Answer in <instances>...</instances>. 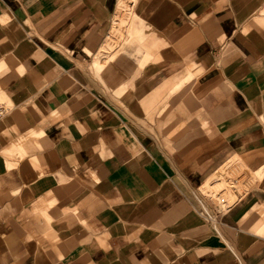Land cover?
Returning <instances> with one entry per match:
<instances>
[{"label": "crops", "instance_id": "obj_1", "mask_svg": "<svg viewBox=\"0 0 264 264\" xmlns=\"http://www.w3.org/2000/svg\"><path fill=\"white\" fill-rule=\"evenodd\" d=\"M130 3L145 39L112 50L122 0H0V264H264V177L208 198L264 163V0Z\"/></svg>", "mask_w": 264, "mask_h": 264}, {"label": "rangeland", "instance_id": "obj_2", "mask_svg": "<svg viewBox=\"0 0 264 264\" xmlns=\"http://www.w3.org/2000/svg\"><path fill=\"white\" fill-rule=\"evenodd\" d=\"M131 1L134 2L136 0H122L121 6L118 7L117 17L110 31V37L107 39L106 43L107 47L111 48L112 50L120 45H133L136 35L138 36L137 39L140 38L142 41H144L145 39L144 37L141 38L139 36L142 31L143 21L141 17L136 13L135 7L131 5ZM140 19L141 21H139ZM10 26L11 24L6 23V21H0L1 56L8 55L6 52L12 49V47L9 46L11 45L12 38V36L10 35L12 33V31H10ZM15 31L16 30H13V32ZM102 57L103 55L100 54L99 59L101 60ZM9 61L10 64L6 63V59L0 63L2 65L0 67V102L4 103L7 107L10 108L9 113L3 119H5L14 111H17L18 106L24 104L22 97H14L16 92L15 83L11 85L14 79V74L20 76L19 74H21V70H19V68L12 69V67L15 66V62L12 61L11 58H9ZM3 119H1L0 121H2ZM24 155L25 152L22 151L21 155L19 153H15L8 158L19 159ZM237 161L244 162L240 158L235 157L227 168L221 170L213 178H220L221 180L215 185L208 186V192H211L208 198L214 199L217 203L219 202L218 208L220 211L222 210V208L224 209V201H229L232 199H234L235 201L238 200L240 196L245 194L250 189V187H252V185L255 183V180L262 179L264 177V163L260 164L257 167H251L247 164V166L244 164H240ZM234 190H237V193H235Z\"/></svg>", "mask_w": 264, "mask_h": 264}, {"label": "built area", "instance_id": "obj_3", "mask_svg": "<svg viewBox=\"0 0 264 264\" xmlns=\"http://www.w3.org/2000/svg\"><path fill=\"white\" fill-rule=\"evenodd\" d=\"M10 111V108L7 107L4 103L0 102V120L3 119ZM207 219L213 221V216L208 213L207 211H205V215H204Z\"/></svg>", "mask_w": 264, "mask_h": 264}]
</instances>
